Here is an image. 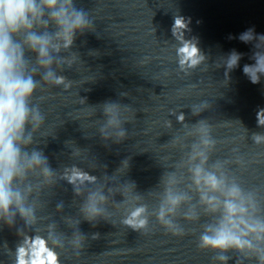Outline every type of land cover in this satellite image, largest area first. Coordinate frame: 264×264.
Segmentation results:
<instances>
[{
	"label": "clouds",
	"instance_id": "1",
	"mask_svg": "<svg viewBox=\"0 0 264 264\" xmlns=\"http://www.w3.org/2000/svg\"><path fill=\"white\" fill-rule=\"evenodd\" d=\"M183 16L177 15L172 25V34L181 40L177 49L180 65L187 62L190 67L197 66L203 59L200 49L191 40L181 39V30H188ZM94 31L91 13L78 7L76 0H0V216L9 218L16 212L26 223L34 221L33 209L26 204V193L20 187L29 172L40 170L45 176L51 170L42 151L27 149L32 143V135L45 120L39 105L33 104L38 81L35 79L38 69H43L41 79L64 91L70 89L73 81L63 74H57L56 67L62 70L73 68L80 60L78 51H74L78 35ZM232 37H230L231 39ZM238 39L244 44H252L255 49L250 57L254 63L244 64L242 72L252 84H259L264 76V34L254 29L241 33ZM26 53L35 56V67ZM66 53V54H65ZM243 53L231 51L226 59V74L239 66ZM55 66V67H54ZM107 117L106 127L117 129L119 139L126 136L120 119L121 105L109 101L103 105ZM184 114L177 116V122L183 123ZM258 127H264V108L256 112ZM200 134V143L208 149L215 147L211 137V126L200 120L194 126ZM104 132V129H101ZM255 144L264 143V134L253 133ZM193 145L191 159L199 158L190 168L192 183L199 195L200 203L207 214L215 217L206 225L199 238L197 247L204 251L217 253L216 259L227 264L234 254L237 264H264V209L256 196L246 191L235 178L229 179L218 172L219 162L209 170L206 165L209 155L197 150ZM69 183L94 180L88 173L73 169L65 177ZM103 200V197H100ZM185 194L167 191L157 219L161 226L173 235H182L181 229L168 217L180 204L186 201ZM83 211L89 220L100 215L96 195L89 196ZM146 209L136 208L123 222L133 231L147 226L143 216ZM185 219H198L195 214H185ZM16 264H61L60 255L49 240L39 235L25 238L24 244L16 249Z\"/></svg>",
	"mask_w": 264,
	"mask_h": 264
}]
</instances>
